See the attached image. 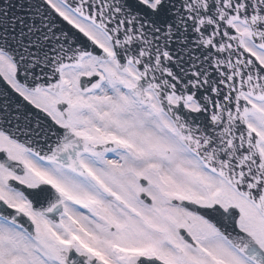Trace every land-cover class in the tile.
Listing matches in <instances>:
<instances>
[{
    "label": "snow or ice",
    "instance_id": "obj_1",
    "mask_svg": "<svg viewBox=\"0 0 264 264\" xmlns=\"http://www.w3.org/2000/svg\"><path fill=\"white\" fill-rule=\"evenodd\" d=\"M0 264H264V0H0Z\"/></svg>",
    "mask_w": 264,
    "mask_h": 264
}]
</instances>
